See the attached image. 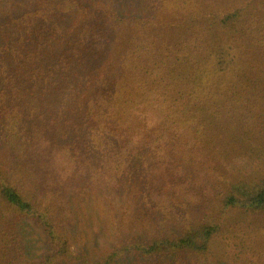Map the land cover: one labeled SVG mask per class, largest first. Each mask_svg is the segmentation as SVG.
I'll return each mask as SVG.
<instances>
[{"label": "trees", "instance_id": "obj_1", "mask_svg": "<svg viewBox=\"0 0 264 264\" xmlns=\"http://www.w3.org/2000/svg\"><path fill=\"white\" fill-rule=\"evenodd\" d=\"M21 1L20 12L0 20V132L9 157L7 174L0 164V264H198L223 232L208 217L216 189L203 190L170 163L185 162L193 145V121L185 118L193 104L207 103L237 58L258 49L261 20L250 15L242 24L238 10L212 30L218 41L208 47L211 27L194 25L195 0L131 1L146 19L122 16L100 5L104 0ZM164 9L189 21L202 54L157 36L153 18ZM223 27L241 44L226 41ZM146 171L153 181L143 206L154 221H139L148 233L122 239L97 261L74 254L73 215L62 193L125 187ZM43 194L55 203H44ZM223 206L264 223V184L235 183ZM23 221L43 231L51 255L33 262L25 256L16 229Z\"/></svg>", "mask_w": 264, "mask_h": 264}, {"label": "rangeland", "instance_id": "obj_2", "mask_svg": "<svg viewBox=\"0 0 264 264\" xmlns=\"http://www.w3.org/2000/svg\"><path fill=\"white\" fill-rule=\"evenodd\" d=\"M118 1L104 0L100 5L104 4L122 16L149 18L147 13L130 8V2L134 0H126L128 5L123 9ZM136 1L141 3L144 0ZM195 1L200 4V12L199 22H194V25L204 22L212 28L205 32L206 46L211 47L218 41L212 30L239 10L245 15L242 19L237 17L242 24L250 15H253L254 23L261 20V23L255 24L259 30L254 35L259 50L244 51L236 64L234 62L227 70L226 82L217 87L219 90L215 95L205 97V104L200 100L193 104L194 113L185 117L193 121L189 131L193 145L183 152L185 162L174 160L170 164L179 168L184 178L191 174L192 180L203 186V190L216 189L215 204L211 205L208 217L221 223L223 232L212 243L209 254L200 258L198 264H264V223L258 222L250 213L223 208V196L235 183L264 184V0ZM23 5L21 0H0V20L6 17L7 11L15 9V12H20L21 9L15 7ZM153 19L156 21L153 29L157 36L172 42L178 50L187 48L191 52L197 51V54L204 52L200 48L201 42L189 34L190 23L181 12L164 9ZM148 27L151 29V25ZM225 29L218 28L221 33ZM236 35L227 29L225 40L234 37L232 44H241L235 40ZM127 44L128 38L124 42V45ZM225 52L226 47L222 54ZM204 58L196 64L197 68L201 69ZM0 164L7 174L9 157L1 132ZM145 173L148 176L144 179L135 173L125 187L78 189L68 194L61 192L73 215L70 236L74 254L97 261L104 252L117 247L122 239L142 238L143 233H148L139 221L144 219L147 226L148 222L154 221L143 206L147 198L146 190L153 181V175L149 171ZM173 175L177 180L184 179L178 178L177 172ZM41 196L48 201L44 203L53 205L50 196ZM16 229L21 247L30 261L51 255L52 245L33 221H23Z\"/></svg>", "mask_w": 264, "mask_h": 264}]
</instances>
